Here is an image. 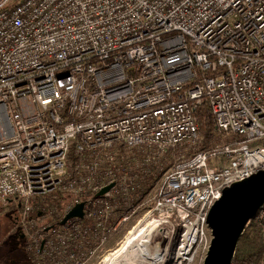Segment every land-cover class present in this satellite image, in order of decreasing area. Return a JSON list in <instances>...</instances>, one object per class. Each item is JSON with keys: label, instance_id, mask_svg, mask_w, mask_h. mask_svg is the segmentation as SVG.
I'll return each mask as SVG.
<instances>
[{"label": "built area", "instance_id": "obj_1", "mask_svg": "<svg viewBox=\"0 0 264 264\" xmlns=\"http://www.w3.org/2000/svg\"><path fill=\"white\" fill-rule=\"evenodd\" d=\"M202 106L230 141L160 179L139 222L156 224L158 264H204L210 210L264 170V0H0V201L31 263L104 264L148 166L199 143ZM250 223L264 241V208Z\"/></svg>", "mask_w": 264, "mask_h": 264}, {"label": "rangeland", "instance_id": "obj_2", "mask_svg": "<svg viewBox=\"0 0 264 264\" xmlns=\"http://www.w3.org/2000/svg\"><path fill=\"white\" fill-rule=\"evenodd\" d=\"M200 138L201 139L199 143H197L194 147H189L188 145L180 146L176 148V150H172L168 152L164 157L160 158V160L152 161V165L148 166L146 171L149 174L150 181L148 182V189L146 190L147 196L143 200L145 202V205L141 207L136 217H133L131 220L124 223L117 230V232L115 233L116 234L115 240H113V243L110 245V247H112L110 248L111 252L114 253V251L116 252L117 250L120 249L121 246H123V244L127 240L126 238L128 237L129 232H132L134 228L139 229L140 227L144 229L145 227L148 226L147 224H149V221L142 222L141 225H139V222L143 218L145 212L151 208L152 200H153L152 198L155 193L154 191L156 190L160 182V179L162 178L163 174L166 171L172 169L174 166L178 165L179 163L186 161L188 158H190L192 154L200 151L204 146H207L210 143L208 142L209 140L207 139V135L203 132L201 125H200ZM213 140L214 141H212V143L209 144L211 150H214L219 146L222 147L230 141L229 139L227 140L226 138L222 137L218 132H216V137H214ZM222 159L223 158L221 159L218 158V160L216 159L214 161V162L217 161L216 164H214L215 167H218L217 164L221 163L218 161ZM222 162H224V160ZM214 165L212 166L214 167ZM143 174L144 173H141V175ZM51 201H53V204H49V202ZM45 203L48 204L47 208L45 209L36 208L34 210L33 216H31L30 219H39L38 217H40L41 219V217L45 214V210L47 213L54 210L57 213H59V210L66 204L64 202V199L45 200ZM40 214L41 216H39ZM19 215H20L19 210L16 204H14L13 202H8L7 204H5L0 201V264H32L30 250L28 247H26L27 238L24 237V239L22 240L20 237L23 234L21 233ZM38 223L40 225L44 224L42 220H40ZM254 229H258L257 226L254 225V223L252 224L250 223L246 228L248 232H251ZM153 232H152V238H153ZM153 247L154 246H152V239H150V242L147 244L145 248V252L151 262L154 260L155 264H158L159 261L161 260L162 255L159 254V251L157 249H153ZM112 254H110L109 256H111ZM109 256H107V258ZM195 264H199V263H195Z\"/></svg>", "mask_w": 264, "mask_h": 264}, {"label": "water", "instance_id": "obj_3", "mask_svg": "<svg viewBox=\"0 0 264 264\" xmlns=\"http://www.w3.org/2000/svg\"><path fill=\"white\" fill-rule=\"evenodd\" d=\"M113 186L105 188L100 195L107 193ZM83 208V204L74 208L62 224L74 218H82ZM262 208L264 170L227 187L208 215L207 224L212 234V242L204 264H233L249 222ZM20 237L24 239L23 235Z\"/></svg>", "mask_w": 264, "mask_h": 264}, {"label": "trees", "instance_id": "obj_4", "mask_svg": "<svg viewBox=\"0 0 264 264\" xmlns=\"http://www.w3.org/2000/svg\"><path fill=\"white\" fill-rule=\"evenodd\" d=\"M197 118L202 127L203 132L207 135V139L212 143L213 138L216 137V128L213 124V118L210 109L207 106L199 107L197 110ZM204 146L200 151H209V147ZM254 146L264 147V140L254 144ZM70 160L75 164L77 157L75 154V143H73L70 153ZM261 231L254 229L251 232L246 230L245 234L240 240L237 249L234 264H264V242L261 238Z\"/></svg>", "mask_w": 264, "mask_h": 264}, {"label": "bare ground", "instance_id": "obj_5", "mask_svg": "<svg viewBox=\"0 0 264 264\" xmlns=\"http://www.w3.org/2000/svg\"><path fill=\"white\" fill-rule=\"evenodd\" d=\"M155 228L156 224L154 223L149 224L144 229L139 227L131 236L127 237L119 250L106 259L105 264H155L154 260L150 261L145 252Z\"/></svg>", "mask_w": 264, "mask_h": 264}]
</instances>
